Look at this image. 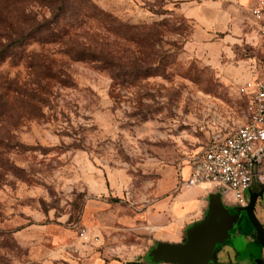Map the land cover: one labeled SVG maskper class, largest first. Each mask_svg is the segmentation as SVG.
Returning <instances> with one entry per match:
<instances>
[{"label":"rangeland","instance_id":"1","mask_svg":"<svg viewBox=\"0 0 264 264\" xmlns=\"http://www.w3.org/2000/svg\"><path fill=\"white\" fill-rule=\"evenodd\" d=\"M46 1L0 0V264H149L146 211L249 118L260 27L235 0Z\"/></svg>","mask_w":264,"mask_h":264},{"label":"built area","instance_id":"2","mask_svg":"<svg viewBox=\"0 0 264 264\" xmlns=\"http://www.w3.org/2000/svg\"><path fill=\"white\" fill-rule=\"evenodd\" d=\"M252 19L260 27L264 48V0L250 9ZM238 92L249 99L247 122L220 140H213L192 159L188 175L180 178V186L193 188L209 184L215 190L230 192L236 206H246L253 180L263 183L261 160L264 156V62L261 71L242 83Z\"/></svg>","mask_w":264,"mask_h":264},{"label":"water","instance_id":"3","mask_svg":"<svg viewBox=\"0 0 264 264\" xmlns=\"http://www.w3.org/2000/svg\"><path fill=\"white\" fill-rule=\"evenodd\" d=\"M226 192L221 189L208 196L204 217L187 226L183 242L156 241L146 254L145 260L149 264H218L216 253L227 242L233 243L235 249L239 250L241 242L231 234L239 214H232L231 208L224 205L222 198ZM248 195V205L238 211L247 213L256 239L264 250V228L254 214L256 196L251 189Z\"/></svg>","mask_w":264,"mask_h":264},{"label":"crops","instance_id":"4","mask_svg":"<svg viewBox=\"0 0 264 264\" xmlns=\"http://www.w3.org/2000/svg\"><path fill=\"white\" fill-rule=\"evenodd\" d=\"M235 1L241 5L249 6V8H251L253 5L257 3L258 0H235ZM190 167L191 165H189L186 169H184L180 177L185 178L190 171ZM180 189L181 190L190 189V190L187 192L185 197L175 196L172 200L161 199L154 201L153 204L149 207V209L145 213V219L147 221V224L152 227L151 229L154 237L153 239L155 240V242L156 241H162L168 243L183 242L185 240V230L187 226L201 220L204 217V214L208 206V202H207L208 196L211 193L219 191L213 189L212 186H210L209 184H202L200 186L193 188H184L180 186ZM222 199L224 205L227 208H232V205L226 204L227 202L225 201V195L223 196ZM260 219L262 222L261 225L264 226V220L261 217V214H260ZM227 243H231V242H227ZM244 245L245 244L241 242L240 244L241 249L243 248ZM223 246L221 247V249L223 248ZM234 249L235 247H233L232 250L235 251L236 249L235 250ZM218 254L219 253H216L217 257ZM218 261L222 264H226V262L224 260L219 259V257H218Z\"/></svg>","mask_w":264,"mask_h":264},{"label":"flooded vegetation","instance_id":"5","mask_svg":"<svg viewBox=\"0 0 264 264\" xmlns=\"http://www.w3.org/2000/svg\"><path fill=\"white\" fill-rule=\"evenodd\" d=\"M250 189L251 192L256 196L254 214L262 224L260 214L261 212L264 213V185L263 183L253 180L250 184ZM248 203L249 195L247 197L246 206ZM246 206L240 207L232 205L231 212L233 214H239L236 227L232 231V234L236 239L243 242L245 245L242 249L240 247V250L234 249L235 251H233L232 249L234 246L232 243L225 244L219 252L222 255V260H224L226 264H233V261L237 262L238 264H264V250L256 239L255 230L249 222L247 213L245 211H241L239 213L238 211L239 208H245ZM256 245L259 247L258 252L255 250Z\"/></svg>","mask_w":264,"mask_h":264},{"label":"trees","instance_id":"6","mask_svg":"<svg viewBox=\"0 0 264 264\" xmlns=\"http://www.w3.org/2000/svg\"><path fill=\"white\" fill-rule=\"evenodd\" d=\"M35 1H38V0H35ZM41 2H46L47 4H50L51 2L49 1H46V0H40ZM14 2H16V4H23V5H26L28 3H30V0H14ZM61 10V8H57V10L55 12H53L51 14V18L50 19H46L45 17H42L40 23H37V26H36V29L32 32H38V33H42V32H49V34H53V32H57V28L59 27V17H58V12ZM29 11V10H28ZM22 12V11H21ZM31 14H32V18L29 17V19L31 21H34L36 20V15L33 13V11H30ZM24 13V12H22ZM56 13V14H55ZM28 15V16H31ZM34 14V15H33ZM27 16V17H28ZM30 32V33H32ZM48 36H52V35H48ZM18 43H20V41H18ZM78 59L80 60H83L85 59V54H80L78 56ZM217 261H218V257H217ZM141 264H145V263H141ZM218 264H222L218 261Z\"/></svg>","mask_w":264,"mask_h":264}]
</instances>
